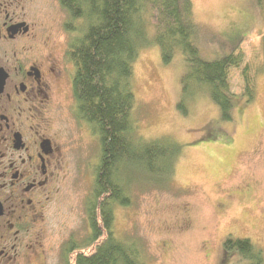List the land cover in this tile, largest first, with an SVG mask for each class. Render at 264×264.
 Listing matches in <instances>:
<instances>
[{
    "label": "rangeland",
    "instance_id": "rangeland-1",
    "mask_svg": "<svg viewBox=\"0 0 264 264\" xmlns=\"http://www.w3.org/2000/svg\"><path fill=\"white\" fill-rule=\"evenodd\" d=\"M192 1L202 54L243 50V63L252 59L256 72L255 97L248 102L240 94L243 63L233 67V117L221 119L206 92H183L181 51L165 63L157 43L142 47L134 62L135 124L146 138L171 136L182 152L172 184L139 181L131 203L116 206L114 227L120 236L140 238L152 264H244L237 252L224 251L223 240L229 233L249 237L264 251V18L256 0ZM42 5L55 11L49 0ZM63 96L65 103L74 96L71 83ZM69 111L63 106L65 119L60 117L68 142L58 190L22 241L21 248L33 246L32 264L44 254L48 264H59L66 243L89 230L86 200L100 142L90 125L72 119Z\"/></svg>",
    "mask_w": 264,
    "mask_h": 264
},
{
    "label": "trees",
    "instance_id": "trees-1",
    "mask_svg": "<svg viewBox=\"0 0 264 264\" xmlns=\"http://www.w3.org/2000/svg\"><path fill=\"white\" fill-rule=\"evenodd\" d=\"M68 17V56L74 62L72 87L79 116L100 142L94 183L86 200L89 230L71 238L60 264H152L136 236H120L115 208L132 201L136 185L169 187L182 144L171 136L146 138L133 117L134 62L140 49L157 43L163 62L181 51L183 92H206L219 106L221 119H232L235 93L231 69L240 67L243 50L205 57L197 42L198 23L192 0H60ZM264 18V0H256ZM252 59L243 63L240 94H256ZM185 96V95H184ZM183 106V101L180 102ZM145 189V188H144ZM224 251H235L244 264H264V251L249 237L229 233Z\"/></svg>",
    "mask_w": 264,
    "mask_h": 264
},
{
    "label": "flooded vegetation",
    "instance_id": "flooded-vegetation-1",
    "mask_svg": "<svg viewBox=\"0 0 264 264\" xmlns=\"http://www.w3.org/2000/svg\"><path fill=\"white\" fill-rule=\"evenodd\" d=\"M49 1L54 12L43 0H0V264H32L33 246L22 241L58 190L68 142L63 106L86 123L75 97L63 96L75 70L68 14ZM36 264H48L46 254Z\"/></svg>",
    "mask_w": 264,
    "mask_h": 264
},
{
    "label": "water",
    "instance_id": "water-1",
    "mask_svg": "<svg viewBox=\"0 0 264 264\" xmlns=\"http://www.w3.org/2000/svg\"><path fill=\"white\" fill-rule=\"evenodd\" d=\"M2 212L1 206H0V213Z\"/></svg>",
    "mask_w": 264,
    "mask_h": 264
}]
</instances>
